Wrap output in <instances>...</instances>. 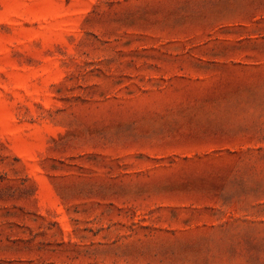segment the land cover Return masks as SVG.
<instances>
[{
	"label": "rangeland",
	"instance_id": "1",
	"mask_svg": "<svg viewBox=\"0 0 264 264\" xmlns=\"http://www.w3.org/2000/svg\"><path fill=\"white\" fill-rule=\"evenodd\" d=\"M0 264H264V0H0Z\"/></svg>",
	"mask_w": 264,
	"mask_h": 264
}]
</instances>
